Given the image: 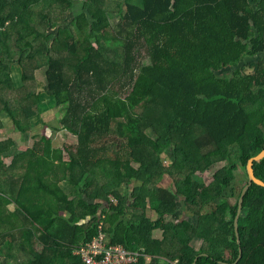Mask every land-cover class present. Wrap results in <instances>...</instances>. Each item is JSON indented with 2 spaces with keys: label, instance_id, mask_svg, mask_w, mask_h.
Wrapping results in <instances>:
<instances>
[{
  "label": "trees",
  "instance_id": "16d2710c",
  "mask_svg": "<svg viewBox=\"0 0 264 264\" xmlns=\"http://www.w3.org/2000/svg\"><path fill=\"white\" fill-rule=\"evenodd\" d=\"M140 2L0 0V114L28 135L45 93L61 111L54 129L76 142L65 160L55 135L21 152L16 140L0 138L2 200L33 229L21 234L18 256L0 250L2 264H82L75 251L95 239L102 221L112 243L141 254L138 264H234L240 249L237 264H264V187L253 184L244 197L240 243L234 227L245 186L236 173L264 150V0ZM17 66L22 88L11 75ZM171 148L167 166L161 151ZM213 168L209 183L194 180ZM97 169L114 179L89 194ZM254 172L264 181V160ZM132 183L146 197L123 189ZM5 208L0 228L10 220ZM149 211L161 241L137 235Z\"/></svg>",
  "mask_w": 264,
  "mask_h": 264
},
{
  "label": "crops",
  "instance_id": "0c3cea01",
  "mask_svg": "<svg viewBox=\"0 0 264 264\" xmlns=\"http://www.w3.org/2000/svg\"><path fill=\"white\" fill-rule=\"evenodd\" d=\"M63 131H68V130H61V131H56L55 129L53 130L52 135L54 136V143L53 146L55 148H63L64 149V158L65 160H69L70 159V154H69V150L68 148L71 147L73 144H76V142H74L73 140H70L69 138H73L71 135V133L68 131L67 133L70 134L68 139H64V142L60 143L57 142L56 140L59 139L57 138V134H55V132H63ZM59 134V133H58ZM51 136V135H49ZM24 140H26V138H20L18 141H21L20 143H18V141L16 142V145L13 146L12 148H14L17 152H21V151H25L28 150L34 146H38L39 148H41V145H37L35 144H27V142H23ZM29 143V142H28ZM164 151H168L166 149H164L162 152V156L164 157ZM10 161L9 163L12 161L13 158V154L9 157H7L5 159V162L7 160ZM167 159L164 158V161L167 165V162L172 161V155H167L166 156ZM8 162H6V164H9ZM113 176L106 173L105 171L101 170V169H97L96 170V178H95V182L93 185V188L88 190L89 194L92 193L93 189L98 186V185H104L105 183L110 182L111 180H113ZM18 183H20L19 180H17ZM85 181H82V184ZM61 184L64 186V188H66L68 193H74L76 191V184L75 183H68L66 181H62ZM123 189L128 190L131 192V195H139L141 194L142 197H146V194H143L144 189H136V184L132 183L130 185H125L123 187ZM85 199L90 202L91 204L96 203V200H92L91 197L88 196V194H85ZM135 201V199H133ZM9 207H6L4 210L5 216L10 215V220L8 222V224L4 227L0 228V250L1 253L3 254H10L12 257L13 256H18V247L19 244L24 240V238H22L21 234L23 232H27V231H32V227L31 224H29L28 221H26L24 219V217L22 215H20L17 211H16V205L14 203L12 204H8ZM148 207L151 209V204L148 205ZM151 211V210H150ZM149 211V212H150ZM61 215L65 216V217H69V213L66 211H62ZM152 216V217H151ZM149 217L151 218V220L145 219L143 221V225L141 227H137L135 230L137 232L138 237L142 238V237H146L151 241H161L164 238V232L161 229H155L152 226V220H156L158 217H156V213L155 212H150ZM89 220H85L82 222V224H86ZM39 235L36 234L34 232V238L30 240L31 243H33L34 249L36 251H41L44 247L43 245H40L39 242L37 241V237ZM7 237H9V239H6ZM201 240L200 239H194L191 242V245L195 248V249H199L201 246ZM124 246V245H123ZM4 262V260L2 259L0 261V264H2ZM20 262V261H19ZM12 263L10 262V264H20V263Z\"/></svg>",
  "mask_w": 264,
  "mask_h": 264
},
{
  "label": "rangeland",
  "instance_id": "374dc122",
  "mask_svg": "<svg viewBox=\"0 0 264 264\" xmlns=\"http://www.w3.org/2000/svg\"><path fill=\"white\" fill-rule=\"evenodd\" d=\"M87 1V0H82ZM132 2H135L137 4H140L141 0H130ZM109 6L114 7L115 4L111 3ZM70 19L72 20L74 18L73 14H71ZM52 31L56 32V29H51ZM83 38V37H81ZM123 45H120L117 49L118 51L121 53L122 49H123ZM63 51V55L69 57L71 54L68 53V51L66 50L65 47L62 48ZM115 52L112 53V56H114ZM254 61V58H250V59H246L244 61L245 64H251V62ZM73 69H70L69 67L67 68V74L68 77H70L71 73H72ZM12 78L13 81L15 83V86H17L16 88H22L23 86V75H22V71L21 69L17 66L14 69H12ZM38 84L37 87L40 90H43V87L46 83L45 81V74L44 72H38ZM32 85L31 81H29L28 86ZM15 88V89H16ZM42 99H43V104L45 105V110L42 112H39L37 115H35L32 119H31V129H30V133L28 135H23L22 133L18 132L15 128H13V126L11 125V121L9 119V117L6 115V113H1L0 116L4 122V127L0 130V138H8V139H12V140H16L18 141L20 138H26V140H24L23 142H27V144H35L37 141H40L41 137L43 135L52 136L53 130H54V124L55 122L58 120V117L61 115V111L59 110L58 106L56 107V102L55 100L46 95L45 93H43L42 95ZM117 119H115L113 121V128L114 130H116L117 127ZM12 126V127H11ZM68 131H63V132H58L57 134V138H59L57 140V142H64V139H68L70 134L67 133ZM151 135H156L155 132L150 129L149 130ZM72 136V135H71ZM111 136L112 137H116L118 136V134L114 131L111 132ZM50 137V136H49ZM54 139V138H53ZM70 140H73V138H69ZM74 141V140H73ZM21 141H18V143H20ZM29 142V143H28ZM163 151V150H162ZM164 157L165 159L167 155H172L173 156V148L169 149L168 151H164ZM9 160H7L6 162L9 163ZM173 161H169L167 162V166H170L172 164ZM166 164V163H165ZM216 168H213L212 171L210 172H206L204 174H198L194 177L195 181L198 182H203V183H209L211 181L212 178V173L214 172ZM237 185H239V187L241 188L242 186L246 185L248 182V175L246 172L245 167L240 166V169L237 171ZM94 183V180H93ZM238 188V187H237ZM3 193V192H1ZM4 194V193H3ZM2 195L0 194V205H6V207H9L7 205V203L5 201L2 200ZM116 201H118L116 198H113ZM184 198H180L179 201V208L180 209H185V201L183 200ZM11 202V201H10ZM12 204V202H11ZM152 217V216H151Z\"/></svg>",
  "mask_w": 264,
  "mask_h": 264
},
{
  "label": "built area",
  "instance_id": "2783aa9c",
  "mask_svg": "<svg viewBox=\"0 0 264 264\" xmlns=\"http://www.w3.org/2000/svg\"><path fill=\"white\" fill-rule=\"evenodd\" d=\"M115 203H118L113 199ZM82 264H138L141 254L130 251L121 244H114L105 230L104 221L99 225L95 239L75 251Z\"/></svg>",
  "mask_w": 264,
  "mask_h": 264
},
{
  "label": "water",
  "instance_id": "95a60500",
  "mask_svg": "<svg viewBox=\"0 0 264 264\" xmlns=\"http://www.w3.org/2000/svg\"><path fill=\"white\" fill-rule=\"evenodd\" d=\"M263 160H264V150L261 153H259L258 155H256L255 157L250 158L248 160L247 165H246V171H247V175H248V182L243 187V189L241 191V195H240L239 203H238V211H237V215H236L235 221H234L235 232H236V235L238 237L239 243H240V239H239V218L241 216L242 209H243L244 197H245L246 193L248 192V190L250 189V187L253 184H256V185L264 187V181H262L259 178H257L256 175H255V172H254V164L255 163H259L260 161H263ZM241 256H242V249H240L239 258L235 261L234 264L238 263V261L240 260ZM194 264H196V262Z\"/></svg>",
  "mask_w": 264,
  "mask_h": 264
}]
</instances>
